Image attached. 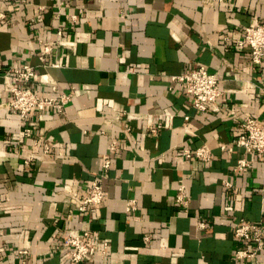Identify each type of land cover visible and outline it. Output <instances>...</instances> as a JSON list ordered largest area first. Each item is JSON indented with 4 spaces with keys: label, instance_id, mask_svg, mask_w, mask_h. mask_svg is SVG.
I'll use <instances>...</instances> for the list:
<instances>
[{
    "label": "crops",
    "instance_id": "obj_1",
    "mask_svg": "<svg viewBox=\"0 0 264 264\" xmlns=\"http://www.w3.org/2000/svg\"><path fill=\"white\" fill-rule=\"evenodd\" d=\"M0 13L3 71L29 64L33 91L71 95L64 113L33 115L25 137L0 74V264H72L63 237L84 231L95 253L83 264H264V249L236 258L233 236L239 220L264 224V154L232 146L242 120L264 124V63L236 44L264 21V0H0ZM199 65L221 91L200 113L171 79ZM201 146L210 161L182 154ZM240 158L251 167L235 172ZM101 175L102 203L79 212Z\"/></svg>",
    "mask_w": 264,
    "mask_h": 264
},
{
    "label": "built area",
    "instance_id": "obj_2",
    "mask_svg": "<svg viewBox=\"0 0 264 264\" xmlns=\"http://www.w3.org/2000/svg\"><path fill=\"white\" fill-rule=\"evenodd\" d=\"M5 18L0 13V21ZM74 18V16H73ZM60 36L61 30L56 31ZM238 46L247 45L250 48V58L255 65L264 63V21L256 22L249 25L244 30V36L236 42ZM43 54H50L53 47L49 42H42ZM0 64V74L10 77L9 91L11 99L8 108L18 115L22 125V133L25 137L32 134L30 121L33 115L47 110H51L57 114L64 113L65 105L70 100L71 95L58 91L56 85L52 86V94L43 96L29 87L30 81L36 76V70L29 64H21L12 66L3 71ZM174 82L183 86L186 93L192 98L193 107L198 113L210 110L217 102L221 95L218 87L219 77L215 73H211L203 65L196 66L190 70L182 72L171 77ZM188 119V117H185ZM241 133L232 141V146H240L248 153L264 154V124H259L254 118L248 117L240 123ZM154 132L156 129L153 130ZM33 144L37 145L38 140L33 139ZM51 144L47 143L42 146L44 154L49 152ZM232 146H222L230 151ZM116 149V142L110 144V150ZM182 154L189 158L194 156L203 162L211 160V153L206 146H201L196 150L184 149ZM34 160V156L24 158V164H30ZM110 166V159L106 158L102 164V174L107 171ZM251 167V163L246 158L237 160L233 170L243 171ZM86 189L84 194L77 200V209L79 212L86 213L91 208L99 206L104 199L102 175L95 177L85 183ZM229 187L230 183H226ZM176 202L182 206H187L185 185L179 182L177 193L175 195ZM136 208V201L128 199L126 202V211H132ZM203 226V223H199ZM233 236L240 241V247L234 252L236 258H251L258 251L264 249V224L261 222H248L239 220L233 225ZM146 239H148L146 237ZM250 243V248L247 244ZM63 244L69 252V258L72 264H83L92 254L95 253V245L91 242L89 232L84 231L82 234L66 233L63 237ZM103 253L106 252L107 243L103 241Z\"/></svg>",
    "mask_w": 264,
    "mask_h": 264
}]
</instances>
